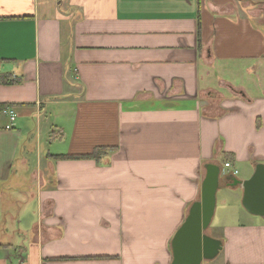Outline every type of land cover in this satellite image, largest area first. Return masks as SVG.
Wrapping results in <instances>:
<instances>
[{
	"label": "crops",
	"instance_id": "obj_1",
	"mask_svg": "<svg viewBox=\"0 0 264 264\" xmlns=\"http://www.w3.org/2000/svg\"><path fill=\"white\" fill-rule=\"evenodd\" d=\"M208 163L264 164V0H0V264H172ZM242 199L203 264H264Z\"/></svg>",
	"mask_w": 264,
	"mask_h": 264
},
{
	"label": "water",
	"instance_id": "obj_2",
	"mask_svg": "<svg viewBox=\"0 0 264 264\" xmlns=\"http://www.w3.org/2000/svg\"><path fill=\"white\" fill-rule=\"evenodd\" d=\"M200 200L192 204L188 215L174 236L172 264H203L216 259L223 242L207 234L217 207L218 191L224 186L243 189L242 206L249 214L264 218V164H258L248 180L223 176L222 166L205 165ZM232 181V183H228ZM228 183V184H227Z\"/></svg>",
	"mask_w": 264,
	"mask_h": 264
},
{
	"label": "built area",
	"instance_id": "obj_3",
	"mask_svg": "<svg viewBox=\"0 0 264 264\" xmlns=\"http://www.w3.org/2000/svg\"><path fill=\"white\" fill-rule=\"evenodd\" d=\"M9 116L10 119V123L9 125H7L6 129L7 130H11L14 126L17 114L14 110L8 109L6 112ZM232 167V165L230 163L225 164L224 169H223V174H226V170L230 169ZM235 174H237V172H234Z\"/></svg>",
	"mask_w": 264,
	"mask_h": 264
},
{
	"label": "trees",
	"instance_id": "obj_4",
	"mask_svg": "<svg viewBox=\"0 0 264 264\" xmlns=\"http://www.w3.org/2000/svg\"><path fill=\"white\" fill-rule=\"evenodd\" d=\"M104 150H97L94 154L89 156H58L60 159H98L99 155L104 154ZM226 160H229L228 158Z\"/></svg>",
	"mask_w": 264,
	"mask_h": 264
},
{
	"label": "bare ground",
	"instance_id": "obj_5",
	"mask_svg": "<svg viewBox=\"0 0 264 264\" xmlns=\"http://www.w3.org/2000/svg\"><path fill=\"white\" fill-rule=\"evenodd\" d=\"M222 173H223V170H222Z\"/></svg>",
	"mask_w": 264,
	"mask_h": 264
},
{
	"label": "rangeland",
	"instance_id": "obj_6",
	"mask_svg": "<svg viewBox=\"0 0 264 264\" xmlns=\"http://www.w3.org/2000/svg\"><path fill=\"white\" fill-rule=\"evenodd\" d=\"M206 263H209V262H206Z\"/></svg>",
	"mask_w": 264,
	"mask_h": 264
}]
</instances>
